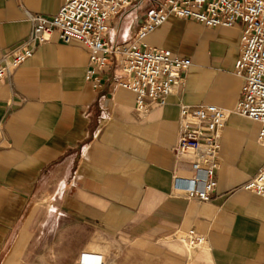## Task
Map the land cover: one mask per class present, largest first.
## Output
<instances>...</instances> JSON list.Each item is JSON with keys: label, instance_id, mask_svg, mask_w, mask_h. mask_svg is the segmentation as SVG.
Listing matches in <instances>:
<instances>
[{"label": "crops", "instance_id": "1", "mask_svg": "<svg viewBox=\"0 0 264 264\" xmlns=\"http://www.w3.org/2000/svg\"><path fill=\"white\" fill-rule=\"evenodd\" d=\"M64 2L0 0V66L31 34L29 16H55ZM145 4L134 0L111 20L110 38L130 42ZM243 27L171 16L150 33L149 48L192 64L166 104L145 115L118 86L116 66L94 89L88 49L58 34L0 81V264H264V198L243 188L264 164L259 122L229 116L210 201L174 187L175 177L195 174L174 151L181 106L232 112L241 98ZM190 229L205 240L179 253L173 237Z\"/></svg>", "mask_w": 264, "mask_h": 264}, {"label": "built area", "instance_id": "2", "mask_svg": "<svg viewBox=\"0 0 264 264\" xmlns=\"http://www.w3.org/2000/svg\"><path fill=\"white\" fill-rule=\"evenodd\" d=\"M134 0H65L52 17L30 15L31 34L12 48L0 66V81L31 58L36 48L58 34L64 44L77 42L89 51L85 80L94 89L101 86V74L116 66L117 84L136 95L135 112L145 115L151 105H165L166 99L183 85L192 62L170 50H154L145 38L171 16L190 19L208 28H231L243 24L240 54L235 72L244 80L241 98L232 112L217 106H181L179 136L175 153L191 164L194 178H174V187L184 190L188 200L208 202L217 187L220 140L231 114L259 122L258 142L264 146V0H146L136 33L130 42L110 38L109 23ZM243 188L264 198V164ZM185 237L191 246L205 240L196 229Z\"/></svg>", "mask_w": 264, "mask_h": 264}, {"label": "rangeland", "instance_id": "3", "mask_svg": "<svg viewBox=\"0 0 264 264\" xmlns=\"http://www.w3.org/2000/svg\"><path fill=\"white\" fill-rule=\"evenodd\" d=\"M134 19V17H132L130 20H129V23L127 24H131ZM185 233L186 232H180V233H177L173 239L175 241V243L177 244L178 246V252L179 253H185V252H190L192 251L193 247L194 246H191L189 244V242L187 241L186 237H185ZM80 264H99V259L98 258H93V259H88V261L86 263H80Z\"/></svg>", "mask_w": 264, "mask_h": 264}, {"label": "bare ground", "instance_id": "4", "mask_svg": "<svg viewBox=\"0 0 264 264\" xmlns=\"http://www.w3.org/2000/svg\"><path fill=\"white\" fill-rule=\"evenodd\" d=\"M85 254L82 256V259L84 258ZM82 259H81V262H82ZM99 264H101V262L99 261Z\"/></svg>", "mask_w": 264, "mask_h": 264}]
</instances>
